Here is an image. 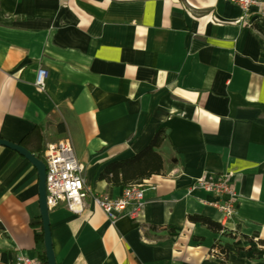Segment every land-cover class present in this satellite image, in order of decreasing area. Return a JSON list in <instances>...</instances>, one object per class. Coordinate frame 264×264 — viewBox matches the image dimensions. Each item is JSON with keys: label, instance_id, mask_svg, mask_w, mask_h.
Returning <instances> with one entry per match:
<instances>
[{"label": "crops", "instance_id": "obj_1", "mask_svg": "<svg viewBox=\"0 0 264 264\" xmlns=\"http://www.w3.org/2000/svg\"><path fill=\"white\" fill-rule=\"evenodd\" d=\"M240 14L231 0H0V138L42 157L69 140L85 186L116 198L104 169L166 133L135 218L113 221L89 195L80 214L49 209L56 264H264L248 245L264 242V14L253 28ZM205 173L233 175L223 232L188 219L221 222L212 193L188 190ZM38 236L37 170L0 145V264L41 262ZM216 244L226 261L210 257Z\"/></svg>", "mask_w": 264, "mask_h": 264}, {"label": "built area", "instance_id": "obj_2", "mask_svg": "<svg viewBox=\"0 0 264 264\" xmlns=\"http://www.w3.org/2000/svg\"><path fill=\"white\" fill-rule=\"evenodd\" d=\"M231 1L241 10L235 22L242 27L253 28L257 17L264 14L261 0ZM48 75L49 72L45 68L38 69L35 87L39 93L45 91ZM43 162L46 165V200L49 209L64 207L73 213L80 214L85 209V199L89 195L93 203L111 220L115 221L123 215L135 218L146 203V192L154 189L145 181L122 188L120 195L116 198L93 194L91 188L86 187L84 183V166L78 160L72 143L67 139L48 144ZM188 190L189 192L205 191L215 196L211 205L219 212L223 226L236 217L239 196L232 173H205L192 179ZM253 243L258 244L256 237H253ZM210 257L223 258L224 254L215 248L211 251ZM15 264L42 263L19 252Z\"/></svg>", "mask_w": 264, "mask_h": 264}, {"label": "trees", "instance_id": "obj_3", "mask_svg": "<svg viewBox=\"0 0 264 264\" xmlns=\"http://www.w3.org/2000/svg\"><path fill=\"white\" fill-rule=\"evenodd\" d=\"M165 139V130L158 131L145 149L130 159L110 164L101 173L100 179L105 180L112 186H120L125 188L133 184L145 182L152 176L161 174L163 170V161L161 155L158 152V148L164 143ZM37 158L43 161V157L41 155H38ZM188 219L191 222L201 223L203 226H206L208 229L216 233L226 230V227L223 226L221 222H215L207 217L194 215L189 216ZM38 240L44 241V236H38ZM248 240L253 242V237L249 238ZM258 244L264 246V242L260 241L259 239ZM215 248H218V250L224 254L222 261H226L230 251L220 244L214 245L211 251ZM41 262L42 264H47L45 253L41 256Z\"/></svg>", "mask_w": 264, "mask_h": 264}, {"label": "water", "instance_id": "obj_4", "mask_svg": "<svg viewBox=\"0 0 264 264\" xmlns=\"http://www.w3.org/2000/svg\"><path fill=\"white\" fill-rule=\"evenodd\" d=\"M0 145L12 149L27 158L36 168L39 177V204L43 226L44 247L47 264H56L49 223V207L46 200V165L31 151L20 144L0 138Z\"/></svg>", "mask_w": 264, "mask_h": 264}, {"label": "rangeland", "instance_id": "obj_5", "mask_svg": "<svg viewBox=\"0 0 264 264\" xmlns=\"http://www.w3.org/2000/svg\"><path fill=\"white\" fill-rule=\"evenodd\" d=\"M253 242H249L248 245H252ZM256 245V244H255ZM250 247H253V246H250Z\"/></svg>", "mask_w": 264, "mask_h": 264}]
</instances>
